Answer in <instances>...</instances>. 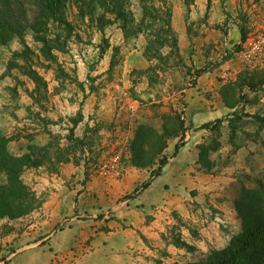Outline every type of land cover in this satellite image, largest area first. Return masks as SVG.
<instances>
[{"label": "rangeland", "instance_id": "obj_1", "mask_svg": "<svg viewBox=\"0 0 264 264\" xmlns=\"http://www.w3.org/2000/svg\"><path fill=\"white\" fill-rule=\"evenodd\" d=\"M167 1L173 10L172 36L166 35L165 44L156 43L141 28L139 0H129L124 6L129 18L126 24L117 19L101 30L87 16L79 19L77 8L70 6L68 18L75 24L77 35H71L66 44H55L59 49L51 50L54 60L43 55L42 44L34 40L30 29L21 37L15 35L22 45L18 54L26 46L32 53L31 60L19 59L31 79L30 71L35 70L31 63H41L53 72L58 81L56 90H65L66 98L78 87L83 91L85 85L96 98V111L89 122H83L80 112L70 115L69 111L63 116L64 148L58 145L60 135H54L45 146L29 145L28 154L39 153L44 155L42 163L56 165L61 159L68 161L67 155L73 153L75 163L81 164L86 174L89 170L106 179L108 172L124 173L127 167H136L131 161V148L134 141L136 148L140 146L136 136L140 127L165 137L160 155L154 159L153 153L143 157L144 162L153 159V164L145 167L152 171L158 159L166 156L168 144L169 152L174 154L175 146L183 147L186 138H202L197 145V171L214 177L234 175V180H224L239 222L230 241L241 230L235 210L240 191L252 189L264 180V115L244 112L254 109L264 93V0H211L209 9L207 0H195L190 7L182 0ZM103 13L97 7L94 15ZM54 27H50L49 36H64ZM257 42L261 45L258 53L251 49ZM35 88L37 102H45L46 87L39 83ZM79 115L78 124L83 122V126L75 132L78 124L74 127L72 121ZM37 116L33 114V118ZM192 118L203 124L193 129ZM104 119H108V126L102 122ZM41 199L38 198L40 203ZM208 209L210 214L217 213L211 206ZM184 249L194 251L192 246ZM211 250L191 256L185 263L205 259Z\"/></svg>", "mask_w": 264, "mask_h": 264}, {"label": "crops", "instance_id": "obj_2", "mask_svg": "<svg viewBox=\"0 0 264 264\" xmlns=\"http://www.w3.org/2000/svg\"><path fill=\"white\" fill-rule=\"evenodd\" d=\"M21 46L15 37L0 46V134L18 157L30 152L29 145L49 144L54 135H60L58 145L64 148L63 116L80 112L83 122H89L96 111V98L86 85L66 98L65 90H56L53 72L31 63L47 84L45 102L39 104L34 82L22 68L21 57L15 56ZM40 109L47 110L38 113ZM244 112L264 115V93L254 109ZM192 119L193 129L203 124ZM102 122L108 126V119ZM201 142L186 138L174 154L168 144L162 173L151 180L153 168L127 167L124 173L108 172L106 179L89 170L86 174L73 153L56 165L47 161L25 168L22 178L41 203L23 217L0 219V264H182L196 254L224 248L239 226L224 184L234 175L198 172ZM175 240L194 251L177 246Z\"/></svg>", "mask_w": 264, "mask_h": 264}, {"label": "trees", "instance_id": "obj_3", "mask_svg": "<svg viewBox=\"0 0 264 264\" xmlns=\"http://www.w3.org/2000/svg\"><path fill=\"white\" fill-rule=\"evenodd\" d=\"M129 0H0V45L6 44L13 36H22V33L30 29L34 34V40L42 44L41 52L46 58L54 60L51 50H58L55 44H66L71 35L74 34L75 24L68 18L70 6L77 8V17L95 23L101 30L104 25L111 24L114 20L129 21L124 6ZM187 7L194 4L195 0H182ZM142 9L141 28L149 32L156 43H166V35L172 36V14L173 10L167 0H139ZM211 0H207L209 9ZM97 7L104 10L103 15L95 17ZM108 15V17L106 16ZM54 31L61 30V34L49 36L50 27ZM125 25L122 29L125 30ZM241 40L245 35L241 29ZM176 44V40H174ZM23 53H16V57L31 60L28 46L23 48ZM29 62V61H28ZM33 64V63H32ZM48 69V67H44ZM24 69V68H23ZM30 70H32L29 67ZM25 70V69H24ZM36 86L39 83L46 87V82L37 71H30ZM264 84V78L261 81ZM254 88L253 86H251ZM72 121L75 127L79 120ZM216 120L215 122H219ZM208 126L205 125L204 127ZM142 132V133H140ZM144 132H147L145 135ZM73 137V129L70 131ZM139 138V147L136 148L134 141L132 152V164L138 168L151 165L156 155L162 153L166 145L165 137L153 129L140 127L136 133ZM136 138V140H137ZM157 143V145H156ZM156 145V146H155ZM179 145L175 146V152ZM34 149V148H33ZM174 152V153H175ZM154 154L153 159L144 162L145 155ZM41 158L37 155L27 154L14 156L8 150V139L0 134V219H17L23 217L39 207V200L32 188L27 185L22 176L25 168L39 166ZM157 168L151 172V179L158 177L167 162V157L162 156L157 161ZM153 164V163H152ZM150 180L142 187L145 188ZM235 210L241 220V230L232 236L228 245L222 249H213L209 255L202 260L182 264H264V180H259L256 187L252 189L242 188ZM177 246L190 248L186 243L175 240Z\"/></svg>", "mask_w": 264, "mask_h": 264}, {"label": "built area", "instance_id": "obj_4", "mask_svg": "<svg viewBox=\"0 0 264 264\" xmlns=\"http://www.w3.org/2000/svg\"><path fill=\"white\" fill-rule=\"evenodd\" d=\"M252 51L258 53L261 50V45L257 42L252 46Z\"/></svg>", "mask_w": 264, "mask_h": 264}]
</instances>
